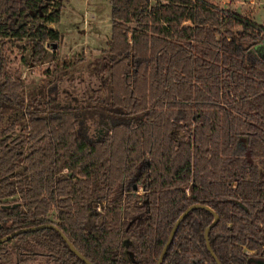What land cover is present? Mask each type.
<instances>
[{"label":"trees","instance_id":"obj_1","mask_svg":"<svg viewBox=\"0 0 264 264\" xmlns=\"http://www.w3.org/2000/svg\"><path fill=\"white\" fill-rule=\"evenodd\" d=\"M63 1L0 0V206L15 205L0 208V238L54 224L93 264H157L202 204L220 216L209 241L221 264L264 260V26L188 0L155 29L151 0H108L110 80L67 105L27 96L10 55H53ZM13 114L29 119L18 136ZM213 221L193 209L163 264H218ZM10 245L18 264H86L54 227L0 243L5 264Z\"/></svg>","mask_w":264,"mask_h":264},{"label":"rangeland","instance_id":"obj_2","mask_svg":"<svg viewBox=\"0 0 264 264\" xmlns=\"http://www.w3.org/2000/svg\"><path fill=\"white\" fill-rule=\"evenodd\" d=\"M207 1L264 26V0ZM63 3L61 20L55 24L62 33V39L57 43V49L48 47L55 54L38 62L34 60L31 49L24 50L23 45L11 47L12 69L26 81L27 96L49 98L57 95L63 104L84 105L95 89L110 80V60L104 49L112 32L111 7L108 0H64ZM178 8H183V4L179 3ZM91 12L97 14L96 19L91 17ZM180 13L185 12L176 14ZM255 52L264 57V42L256 45ZM6 120L16 125L15 136H18L25 132L29 119L25 114H13ZM51 218L56 221L54 214ZM9 248L10 264H18L13 245ZM127 254L130 256L128 249ZM4 262L0 260V264ZM30 264L49 263L47 257H39Z\"/></svg>","mask_w":264,"mask_h":264},{"label":"water","instance_id":"obj_3","mask_svg":"<svg viewBox=\"0 0 264 264\" xmlns=\"http://www.w3.org/2000/svg\"><path fill=\"white\" fill-rule=\"evenodd\" d=\"M48 47H51L53 49H57L58 48V44L57 43H50L47 45ZM11 207H15L14 206H11V205H2L0 206V208H3V209H9ZM195 208H204L208 211H210L213 215H214V221L212 222V224L210 226H208V228L206 229V232H205V239L207 241V247L209 249V251L211 252L212 256L215 258V260L217 261L218 264H221V262L219 261V259L216 257V255L214 254L212 248H211V245H210V241H209V233L211 231V229L217 224V222L219 221V214L216 213L211 207L207 206V205H202V204H193L191 206H189L181 215L180 217L178 218L177 222L175 223L172 231H171V234L169 236V239L160 255V258L157 262V264H163V260H164V257H165V254L168 250V247L169 245L171 244L173 238H174V235L180 225V223L184 220V218ZM1 226V225H0ZM45 227H54L56 228L60 234L63 236V238L65 239V241L68 243V245L70 246L71 250L76 253L86 264H93L89 259H87L75 246L74 244L66 237V235L59 230V228L54 225V224H45V225H39V226H32V227H26V228H22V229H19L15 232H12L11 234L3 237V238H0V243H4V242H7L13 238H15L17 235H20L22 233H26V232H30V231H35V230H38V229H41V228H45ZM251 262L255 263V264H264V260L263 259H260V258H256V257H252L250 259Z\"/></svg>","mask_w":264,"mask_h":264},{"label":"built area","instance_id":"obj_4","mask_svg":"<svg viewBox=\"0 0 264 264\" xmlns=\"http://www.w3.org/2000/svg\"><path fill=\"white\" fill-rule=\"evenodd\" d=\"M179 3L183 4V8H178ZM187 4L188 0H155L150 7L152 27L158 29L167 26L168 22L178 15V11L185 10Z\"/></svg>","mask_w":264,"mask_h":264},{"label":"crops","instance_id":"obj_5","mask_svg":"<svg viewBox=\"0 0 264 264\" xmlns=\"http://www.w3.org/2000/svg\"><path fill=\"white\" fill-rule=\"evenodd\" d=\"M91 17H92L93 19H96V18H97V14L94 13V12H91ZM52 26L55 27L56 25H55V24H52ZM55 28H56V27H55Z\"/></svg>","mask_w":264,"mask_h":264}]
</instances>
